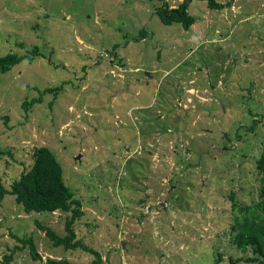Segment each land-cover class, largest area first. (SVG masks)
<instances>
[{"label":"rangeland","instance_id":"1","mask_svg":"<svg viewBox=\"0 0 264 264\" xmlns=\"http://www.w3.org/2000/svg\"><path fill=\"white\" fill-rule=\"evenodd\" d=\"M164 1L183 0H0V55L42 52L0 73V177L9 189L51 148L83 204L77 238L102 264H262L234 228L261 201L264 0H192L189 29L161 21ZM69 214L7 194L0 264L14 235L42 259L25 247L10 264L96 259L37 224L64 236Z\"/></svg>","mask_w":264,"mask_h":264},{"label":"trees","instance_id":"2","mask_svg":"<svg viewBox=\"0 0 264 264\" xmlns=\"http://www.w3.org/2000/svg\"><path fill=\"white\" fill-rule=\"evenodd\" d=\"M206 1L210 8L221 9L231 5L230 2L223 4L216 0ZM191 2L192 0H183L177 7H171L167 1H164L162 5L156 8V13L166 25L179 23L185 29H189L196 22V17L188 11ZM39 55H42L39 46L28 49L22 55L17 52L0 55V73L8 72L21 62L32 63L34 57ZM49 59L52 61V56ZM52 90L53 88H49L44 92H51ZM36 101L35 99L24 101L23 107L26 111H29L30 106L37 103ZM2 154H4V151L0 150V156ZM33 156L34 161L31 167L26 169L18 179H15L9 189L4 186L0 177V200H3L7 194H13L26 212H55L58 210L70 212L66 217V234L64 236L57 234L53 229L42 225L40 222H37V224L46 231L55 246L62 245L66 249L81 247L92 251L97 256L96 259L88 263H73L67 259L48 258L45 264H102L98 251L89 248L77 238L75 223L84 215L85 211L82 201L75 197L72 188L66 184L62 165L55 153L48 146H40L35 149ZM258 169L259 173L262 174L260 204L245 208L247 214L235 223L234 229L236 231L237 244L244 248L252 247L259 256L260 262L264 264V141L263 149L258 159ZM14 237L22 245H16L12 252L5 256V263L10 264L14 258L15 251L25 247H29L34 260L42 259L33 237H20L18 235H14Z\"/></svg>","mask_w":264,"mask_h":264}]
</instances>
